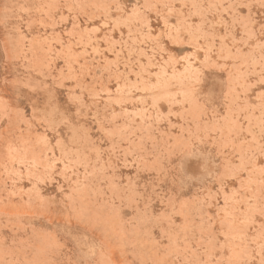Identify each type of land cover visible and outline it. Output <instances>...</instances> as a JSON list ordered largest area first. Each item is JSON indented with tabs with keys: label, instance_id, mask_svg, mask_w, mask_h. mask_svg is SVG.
Here are the masks:
<instances>
[{
	"label": "rangeland",
	"instance_id": "1",
	"mask_svg": "<svg viewBox=\"0 0 264 264\" xmlns=\"http://www.w3.org/2000/svg\"><path fill=\"white\" fill-rule=\"evenodd\" d=\"M0 264H264V0H0Z\"/></svg>",
	"mask_w": 264,
	"mask_h": 264
}]
</instances>
